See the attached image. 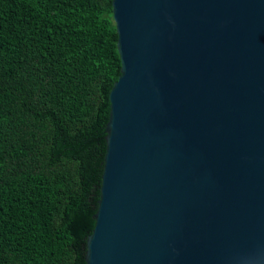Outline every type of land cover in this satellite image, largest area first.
Masks as SVG:
<instances>
[{
    "label": "water",
    "instance_id": "1",
    "mask_svg": "<svg viewBox=\"0 0 264 264\" xmlns=\"http://www.w3.org/2000/svg\"><path fill=\"white\" fill-rule=\"evenodd\" d=\"M113 19L86 264H264V0H113Z\"/></svg>",
    "mask_w": 264,
    "mask_h": 264
},
{
    "label": "trees",
    "instance_id": "2",
    "mask_svg": "<svg viewBox=\"0 0 264 264\" xmlns=\"http://www.w3.org/2000/svg\"><path fill=\"white\" fill-rule=\"evenodd\" d=\"M117 43L113 0H0V264H86Z\"/></svg>",
    "mask_w": 264,
    "mask_h": 264
}]
</instances>
